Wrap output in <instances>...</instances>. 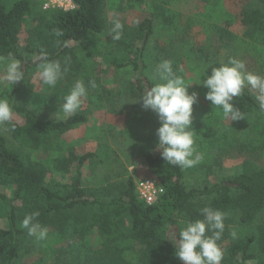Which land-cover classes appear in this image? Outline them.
<instances>
[{"label": "trees", "instance_id": "trees-1", "mask_svg": "<svg viewBox=\"0 0 264 264\" xmlns=\"http://www.w3.org/2000/svg\"><path fill=\"white\" fill-rule=\"evenodd\" d=\"M74 1L77 8L72 12H45L41 2L0 0V56L6 57L12 53L22 62L25 73L24 81L13 85L9 94L0 95V99L9 101L14 111L11 124L0 125V188L12 191L11 198L2 197L8 203L9 228L0 229V250H3L0 264H21L20 251L30 250L26 249L29 236L21 222L25 215L34 211L40 213L37 218L39 223L69 238L98 234V247L93 251L96 264H183L175 256L176 246L169 236L168 226L202 219L199 209L204 207L228 214L224 221L223 237L218 242L223 251L221 264H249L252 261L264 264V223H261L264 212V168L246 163L239 175L220 183L188 188L184 183L185 169L166 164L160 153L157 156L147 155L149 167L165 186L162 197L155 204L147 205L139 199L132 178L117 185L116 192L108 187L101 188L100 192L84 188L83 167L96 157L93 153L82 156L69 153L56 157L51 160L52 163L47 162L55 154L62 153L65 134L88 122V115L83 111L59 119L51 116L63 100L65 91L80 73L86 86L89 81H95L98 85L96 79L85 73L84 61H79L77 54L79 46L74 44L79 43L80 48L88 51L90 35H105L108 32L110 35L111 30L106 18V0ZM130 2L127 0V3ZM124 11L120 5L113 18L118 17L123 24L122 38L115 41L114 46L124 51L128 49L133 54L134 58L128 64L146 83L145 90L152 83L146 73L148 67L144 60V48L154 34V23L147 18L130 32L122 17ZM28 16L35 25L30 30L29 38L22 40L21 32ZM241 23L251 34L264 35V0H251L244 9ZM54 29L63 34L54 35ZM228 35L231 34L221 32L220 43L228 42ZM65 41H70L68 47L63 46ZM136 42H140V45L133 49ZM108 46L110 48L112 45ZM41 49L47 51L49 59L60 60L62 67L65 58H71L64 73L67 88L46 98L31 93L26 81L30 71L36 69L40 62ZM221 64L220 61H212L205 75H210L211 69ZM91 89L88 87V91ZM104 93L108 98L112 95L108 90ZM234 104L247 106L264 116L255 102V94L248 88L243 97L235 99ZM135 106L142 108L141 103ZM148 111L159 128L158 116ZM223 138L227 145V137ZM209 140V144L214 146L219 138L214 136ZM39 150L43 151L47 160L34 159L32 154ZM55 173L71 174L70 182L60 187L50 186ZM231 224H236L239 231L236 239L229 235L233 230ZM251 226L254 228L250 233H240V229L243 231ZM130 243L142 248L136 260L124 257L122 247Z\"/></svg>", "mask_w": 264, "mask_h": 264}, {"label": "rangeland", "instance_id": "rangeland-1", "mask_svg": "<svg viewBox=\"0 0 264 264\" xmlns=\"http://www.w3.org/2000/svg\"><path fill=\"white\" fill-rule=\"evenodd\" d=\"M106 2V18L110 29L120 5L125 9L122 17L130 32L145 19L153 20L154 34L144 48V60L148 67L146 73L152 85L158 82L152 79L156 66L169 60L175 74L181 76L189 86V94H199L198 102L193 105V127L190 130L194 132L196 152L203 159L195 167L185 169V185L190 188L220 183L241 174L246 163L264 168V116L247 106L235 105L248 114L246 119L235 122L225 120L222 111L214 110L211 103L205 100L208 90L202 86L210 63H227L229 58L244 61L247 71L264 76V35L251 34L241 23L244 9L251 0H159L156 4L138 0H131L130 3L127 0ZM34 25L28 16L21 32L22 40L29 38ZM220 29L231 34L226 36L228 42L220 43ZM115 44L109 32L105 35H90L88 51L80 48L81 44H74L79 46L77 54L79 61H84L85 73L98 81V89L95 87L88 91L78 110L88 115V122L65 134L62 153L55 154L47 162L52 163L51 160L56 157L69 153L80 156L93 153L96 157L83 167L84 188L100 192L101 188L108 187L113 188L110 191L116 192L115 187L129 178L133 179L135 186L139 181L152 180L162 192L159 200L165 193V186L146 159L147 155L157 156L160 153L156 150L158 126L150 111L135 106L146 83L128 64L134 58L133 54L128 49L124 51L117 48ZM108 45L112 46L109 48ZM139 45L140 42H136L133 49ZM3 70L4 63L0 62V76ZM37 71L38 68L30 71L26 80L31 93L46 98L67 88L65 75L55 88H48L36 77ZM82 75L77 74L75 82L83 80ZM75 82L65 91L66 94ZM12 87L0 83V95L9 94ZM105 90L112 92L109 98ZM63 103L64 98L51 116L56 119L69 116L60 110ZM214 136L219 141L212 146L209 139ZM224 136L228 139L227 145L224 144ZM42 152H34V159L47 160ZM71 176L55 173L50 186H64L70 182ZM108 194L112 196L110 192ZM3 196L11 198L12 191L0 188V229L8 230V203L3 200ZM261 218V223H264V212ZM182 227L184 222L168 226L171 239L172 231L179 239V228ZM230 228L238 231L236 224H231ZM253 228L240 229V233H250ZM97 247L96 233L88 234L85 238H69L54 232L50 227L45 240L38 241L29 236L26 249L30 250L20 251L21 264H96L93 251ZM122 248L124 257L131 260H136L142 251L141 247L131 243ZM2 255L3 250H0V257Z\"/></svg>", "mask_w": 264, "mask_h": 264}, {"label": "clouds", "instance_id": "clouds-1", "mask_svg": "<svg viewBox=\"0 0 264 264\" xmlns=\"http://www.w3.org/2000/svg\"><path fill=\"white\" fill-rule=\"evenodd\" d=\"M53 34L61 36L60 30H53ZM111 39L119 41L123 35V24L117 17L112 20L110 30ZM70 41L64 42L68 47ZM39 64L36 77L50 88H55L67 71L71 58L66 57L64 66L60 60H51L47 51L41 49L38 57ZM4 63L3 75L0 83L16 85L24 81L25 73L22 62L12 53L6 57L0 56ZM152 79L158 81L145 89L139 97V102L144 110L153 111L159 118L160 127L156 130L158 144L156 150L166 164L177 166L181 169L195 167L203 159L194 147L193 105L198 102L199 94H189L185 80L175 74L172 62H160L153 73ZM95 81H89L86 86L83 80H77L70 92L64 96L61 111L64 115L75 114L82 106L83 99L87 97L88 87L95 88ZM202 86L208 91L205 100L209 101L214 110L220 109L223 118L231 122L245 120L246 114L234 104L236 98L243 97L245 89L250 88L255 92V102L259 110L264 112V76L247 71L244 61L229 58L227 63L211 69L210 75L203 79ZM14 111L7 99H0V125L11 124ZM202 219L184 222V227L179 228V239L172 231V242L176 246L175 256L183 264H221L223 251L219 245L224 231L227 213L214 210L210 207L199 209ZM39 211H34L24 216L21 226L27 230L30 237L38 241L45 240L48 228L38 222ZM232 239L237 238V232L231 230Z\"/></svg>", "mask_w": 264, "mask_h": 264}, {"label": "built area", "instance_id": "built-area-1", "mask_svg": "<svg viewBox=\"0 0 264 264\" xmlns=\"http://www.w3.org/2000/svg\"><path fill=\"white\" fill-rule=\"evenodd\" d=\"M43 11H63L72 12L76 10L77 5L74 0H42ZM139 199L147 205H153L158 201L159 194L162 193L158 185L152 180L139 181L136 184Z\"/></svg>", "mask_w": 264, "mask_h": 264}]
</instances>
